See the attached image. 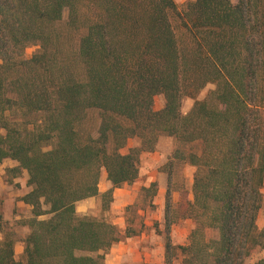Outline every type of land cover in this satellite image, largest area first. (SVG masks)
Wrapping results in <instances>:
<instances>
[{"label": "trees", "instance_id": "1", "mask_svg": "<svg viewBox=\"0 0 264 264\" xmlns=\"http://www.w3.org/2000/svg\"><path fill=\"white\" fill-rule=\"evenodd\" d=\"M67 9L78 41L64 47L56 25ZM209 83L216 89L184 115V97ZM91 111L100 117L96 135L83 126ZM0 130V163L28 174L21 201L32 213L18 261L0 212V264H105L121 232L79 215L77 204L100 197L108 209L163 136L175 140L170 182L175 163L196 169L179 216L167 191L165 264H173L170 233L180 220L194 224L177 248L183 264H245L264 250V0L183 9L175 0H0ZM129 140L136 145L124 154ZM103 170L112 188L101 193Z\"/></svg>", "mask_w": 264, "mask_h": 264}, {"label": "rangeland", "instance_id": "2", "mask_svg": "<svg viewBox=\"0 0 264 264\" xmlns=\"http://www.w3.org/2000/svg\"><path fill=\"white\" fill-rule=\"evenodd\" d=\"M178 6L183 9L188 3L196 0H175ZM236 2V0H232ZM57 30L62 35L64 47L76 45L78 36L69 26V10H65L63 18L56 25ZM80 36V35H79ZM37 47H29L25 55L30 58ZM216 89V84L209 83L202 91L196 95H187L182 101V113L188 114L198 101L206 99L210 92ZM165 106L163 95L155 97L154 109L160 111ZM83 126L89 132L96 135L100 125V117L97 112L91 111L84 118ZM4 132L0 130V134ZM136 145V140H129L122 153H128L129 149ZM175 146V140L168 136L160 138L156 150L152 153H144L140 158L139 178L131 185H122L113 192V200L104 210V201L100 197H93L85 203H93V210L86 214L99 219H103L115 225L121 232L122 239L114 244L105 255V264L114 261L113 264H165L166 258V229H165V208L168 188L172 189V202L176 208L177 215L181 211V205L185 198L192 199V185L195 168L182 163H175L172 169V180H169V166L171 155ZM47 150V149H46ZM8 165H13L8 161ZM106 171L103 170L99 182V190L108 191L111 182L107 178ZM28 178L25 173L19 178V184L13 185L21 193L27 192L30 188L25 186ZM156 183L152 190L142 191L144 187L149 188L151 183ZM23 185V187L21 186ZM263 203L258 216V223H264V186L262 189ZM1 202L0 212L3 217L5 233L9 234L15 241V258L18 261L24 260V240L29 234V227L24 221L32 217L31 209L23 206L19 208L20 219H5L4 205ZM80 207V205H79ZM79 215L83 216L82 213ZM129 228V232H127ZM194 228L191 220H180L171 228V241L174 246L173 264H183L184 255L177 249L189 243V236ZM207 238L217 239L216 229L206 230ZM23 253V254H22ZM103 253V252H102ZM264 258V250L256 248L246 259L245 264H256Z\"/></svg>", "mask_w": 264, "mask_h": 264}, {"label": "crops", "instance_id": "3", "mask_svg": "<svg viewBox=\"0 0 264 264\" xmlns=\"http://www.w3.org/2000/svg\"><path fill=\"white\" fill-rule=\"evenodd\" d=\"M8 161H11V160H5L4 162L0 163V200L2 201V203L4 205V218L5 219H11L12 218V219L18 220L21 218V216L18 214L19 208L26 206V207H28V209H31L30 206L24 204L21 201V198L24 195H26L30 190L27 192L21 193L17 189H14L13 185L19 184V181H18L19 178H21L26 172H24L21 176H14L13 174L8 173V171H7L8 169L17 166V163L14 161H11L13 163V165H8ZM27 179L25 181L26 187H27V184H26ZM21 186L23 187L22 184H21ZM27 188H29V187H27ZM109 188H112V185H110ZM114 191H115V189H114ZM100 192L104 193V192H106V190H104V191L100 190ZM89 199L91 200L93 198H89ZM89 199L83 200L77 204L76 211L78 214L82 213V215L85 216L86 214L90 213L93 210L94 207H93L92 202L91 203H85V202L89 201ZM79 205H80V207H79ZM257 224H258V227L260 230L264 229V223H261V225H259V223L257 221ZM14 251H15V246H14ZM112 260L108 261V264H113L114 261H112Z\"/></svg>", "mask_w": 264, "mask_h": 264}]
</instances>
